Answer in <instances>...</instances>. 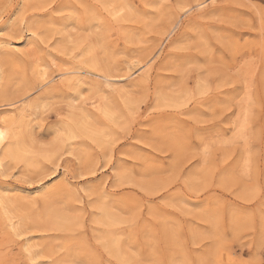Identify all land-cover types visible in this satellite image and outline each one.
<instances>
[{
  "label": "rangeland",
  "instance_id": "obj_1",
  "mask_svg": "<svg viewBox=\"0 0 264 264\" xmlns=\"http://www.w3.org/2000/svg\"><path fill=\"white\" fill-rule=\"evenodd\" d=\"M1 29L0 113L31 105L35 155L73 114L96 128L0 167L18 195L0 264H216L218 247L264 264V0H0ZM71 71L84 86L61 84Z\"/></svg>",
  "mask_w": 264,
  "mask_h": 264
},
{
  "label": "bare ground",
  "instance_id": "obj_2",
  "mask_svg": "<svg viewBox=\"0 0 264 264\" xmlns=\"http://www.w3.org/2000/svg\"><path fill=\"white\" fill-rule=\"evenodd\" d=\"M213 2H217L218 0H212ZM77 2V1H76ZM91 2V1H90ZM121 3V2H120ZM26 5V4H25ZM110 5V4H109ZM112 5V4H111ZM205 6V3H201L199 4L197 7L199 8V10H202V8ZM127 8V7H126ZM79 9V8H78ZM113 9V8H112ZM104 10V9H103ZM123 10V7L117 6L114 7V9L111 11V14L116 21V16L119 18L120 16L122 18H124L122 16L123 13H121V11ZM127 10V9H126ZM15 11V10H14ZM109 11V10H108ZM125 9L122 11L124 12ZM76 12V11H75ZM14 13V12H13ZM121 13V15L119 14ZM125 14V13H124ZM108 15V13H107ZM217 15V14H216ZM112 16L109 17V19H112ZM129 16V14H128ZM90 18V17H89ZM132 18V17H131ZM113 20V19H112ZM124 20V19H122ZM171 20V19H170ZM120 21V20H119ZM125 21V20H124ZM48 24V23H47ZM75 25V24H74ZM29 27V26H28ZM5 29V28H4ZM61 29V28H60ZM3 29L0 30V32H2ZM67 30V29H66ZM30 32V28L27 30ZM65 31V30H64ZM17 33V32H16ZM31 33V32H30ZM33 33V32H32ZM25 34V33H24ZM136 34V33H135ZM28 35V34H27ZM65 35V34H64ZM31 36V35H30ZM40 38V37H39ZM20 39V38H19ZM22 40V39H21ZM27 40V38H26ZM34 41V38H33ZM233 42V41H232ZM18 43V42H16ZM24 43V42H23ZM30 43V41H29ZM4 45V46H3ZM259 45V44H258ZM21 46V45H20ZM182 46V45H181ZM208 46V45H207ZM11 47H15L14 43L11 42L10 40H4L1 39L0 41V50H4L7 49L8 51H12L15 53V51L13 49H11ZM264 49V47H263ZM183 50V49H182ZM184 51V50H183ZM255 51V50H254ZM4 56V55H3ZM156 57V56H155ZM88 64L91 66V68L98 70L97 67L93 66L92 63H96V61L94 59H91V57H88ZM37 60V59H36ZM176 60V59H175ZM173 61V60H172ZM171 61V62H172ZM35 62V61H34ZM155 62V60H154ZM154 62L151 63V67L149 69H147L143 76L145 77H149L150 76V72L151 69L154 68ZM249 62V61H248ZM173 63V62H172ZM250 63V62H249ZM15 64V63H14ZM36 64V63H35ZM38 65V64H37ZM32 66V65H31ZM236 66V65H235ZM20 67V66H19ZM42 66H38L37 67V71L39 72V74L42 72L41 68ZM239 67V66H238ZM21 68V67H20ZM45 71V70H44ZM46 74V72H43ZM44 74V75H45ZM43 75V74H40ZM60 76H64V78L61 81V84H64L65 86L68 85L70 88H73L74 86H84V79L82 78V76H80L77 72L75 71H71V72H64L62 75ZM101 79V83L103 86H105L104 88L118 93L120 95H122L125 91L124 86H117V83H115L113 80V78L111 77V75H109V73L107 74L106 72H102L101 70L99 71V75L97 76ZM1 80V79H0ZM147 80V79H145ZM23 81V80H22ZM90 81V80H89ZM44 82V81H43ZM121 82V81H120ZM142 82V81H140ZM18 83V82H17ZM16 83V84H17ZM88 84V83H87ZM86 85V83H85ZM204 92V91H203ZM200 93V92H199ZM223 93V92H222ZM22 95L20 96H16L13 98H9L7 99V101L5 102H11V101H16L19 98H21ZM53 96V95H52ZM118 96V95H117ZM250 96V95H249ZM131 97V96H130ZM229 97V96H228ZM232 97V96H231ZM119 98V97H118ZM168 98V97H167ZM162 99V98H161ZM250 100V99H249ZM4 102V101H3ZM4 102V103H5ZM17 102V101H16ZM14 103V104H13ZM15 102H12L11 104H9L10 108L13 107V105H15ZM43 106V105H42ZM110 106V105H109ZM105 107V106H104ZM103 106L99 107L100 112H102L103 114H106V109ZM111 107V106H110ZM109 107V108H110ZM171 107V106H170ZM31 108V105H27V104H22V106H18L15 110H8L5 111L3 113H0V167L4 166V163L6 162V160H11V161H15L17 163L20 162H25L26 164H32L30 162H36L38 163V158H44V159H52L55 158V160H59V158H61L62 155H64V151L65 148L67 147L69 142H74L76 138L81 137V135H85L86 131H93L92 124H94L93 122L90 121V118L88 117V115H82L81 118L78 117V115L73 114L70 120L67 121H62L61 123V127L60 130L58 131V134L54 140V143L52 144V146L50 147L49 150L44 151L43 154L41 155H35V151H34V144H31L32 142L29 140L30 138H28L26 136L27 132H28V126L26 124L27 121H25L26 115H27V111L28 109ZM108 108V107H107ZM112 108V107H111ZM224 109V108H223ZM222 109V110H223ZM112 111H114L113 109H110ZM186 110V109H185ZM193 110V109H192ZM191 110V111H192ZM99 112V113H100ZM114 112H117V110L115 109ZM197 112V111H196ZM194 113V112H193ZM71 114V113H70ZM101 114V113H100ZM102 115V114H101ZM147 117V116H146ZM238 118V117H237ZM245 118V115L244 117ZM28 120V119H27ZM240 120V119H239ZM242 120V119H241ZM241 121H239L238 123H240ZM243 122V120H242ZM148 123V122H147ZM246 124V123H245ZM96 125V124H95ZM153 129V128H152ZM240 135L242 136L245 127L244 126H240ZM96 132V130L94 131V133ZM98 132V131H97ZM96 132V133H97ZM57 133V131H56ZM210 133V132H209ZM90 134V133H87ZM86 134V135H87ZM93 134V132H92ZM83 135V136H84ZM87 137V136H86ZM111 137V136H110ZM28 138V139H26ZM107 138V137H106ZM169 143V142H168ZM170 144V143H169ZM33 145V146H32ZM149 145V144H148ZM193 146V145H191ZM248 149V148H247ZM42 150V149H41ZM193 151V150H192ZM233 152V151H232ZM204 153V152H203ZM241 155V154H240ZM203 160V159H202ZM43 164V163H41ZM34 165V164H33ZM202 166V165H200ZM239 167V166H238ZM237 167V168H238ZM39 168V167H38ZM197 168V167H196ZM203 169V168H202ZM38 171V169H36ZM203 172V171H202ZM28 173V172H27ZM177 173V172H175ZM178 174V173H177ZM1 175V174H0ZM7 175V174H5ZM219 175V174H218ZM60 176V175H59ZM117 176V175H116ZM124 176V175H123ZM13 177V176H12ZM190 177V176H189ZM194 177V175H193ZM221 177V176H220ZM54 178V177H53ZM123 179V178H122ZM124 180V179H123ZM122 180V181H123ZM129 181V180H128ZM184 183V182H183ZM186 184V183H185ZM45 186V185H43ZM40 187V185H39ZM3 188V187H2ZM0 188V204H2L3 202H6V205L8 207H12L14 204H16V202L14 203L12 201V203H8V200H14L16 198V196L13 193H15V191H10L7 189H2ZM45 188V187H44ZM111 188V187H110ZM25 192H29V191H24ZM39 192V191H38ZM180 193V192H179ZM20 194V193H17ZM74 194V193H73ZM32 195V194H31ZM27 198V197H26ZM24 197V199H26ZM183 199H185L183 197ZM183 202V201H182ZM14 203V204H13ZM13 204V205H12ZM18 206V205H17ZM14 207V208H13ZM12 208L15 209V205ZM11 208V209H12ZM7 209V208H5ZM4 209V210H5ZM8 210V209H7ZM10 210V209H9ZM6 213L9 218L10 223L12 224V227L14 225L13 223V211H9ZM16 210V209H15ZM104 210V209H103ZM6 212V210H5ZM17 212V211H16ZM113 212V211H112ZM13 213V214H12ZM105 213V212H104ZM16 216V213H15ZM105 216V215H104ZM107 218V216H106ZM115 221V220H114ZM117 221V220H116ZM55 223V222H54ZM23 222H22V226H23ZM19 226V225H18ZM16 228L15 231L19 232V234H21V227ZM15 229V226L13 227ZM239 229V228H238ZM70 230V229H69ZM117 240V239H116ZM114 241V240H113ZM113 243V242H112ZM151 246V245H150ZM31 248H33L32 246L29 248L26 246V250L27 251H31ZM38 249H36V253L35 256L32 258V260L34 259L35 261L38 260V258L40 257V254L37 253ZM32 254V252H31ZM124 255V254H123ZM235 252L233 250H231L230 248L227 249L224 247H218V249H216L215 253H214V261L216 264H237L238 258L235 256ZM126 257V256H125ZM125 259V258H124ZM127 260V259H126ZM124 260V262L127 264V261ZM241 261V260H240ZM244 261V260H243ZM76 263V262H75ZM41 264V263H38ZM74 264V263H73Z\"/></svg>",
  "mask_w": 264,
  "mask_h": 264
},
{
  "label": "snow or ice",
  "instance_id": "obj_3",
  "mask_svg": "<svg viewBox=\"0 0 264 264\" xmlns=\"http://www.w3.org/2000/svg\"><path fill=\"white\" fill-rule=\"evenodd\" d=\"M0 36L6 37L9 40L14 38L11 32H0ZM0 178H2L4 180L12 179V177L10 175H0Z\"/></svg>",
  "mask_w": 264,
  "mask_h": 264
}]
</instances>
